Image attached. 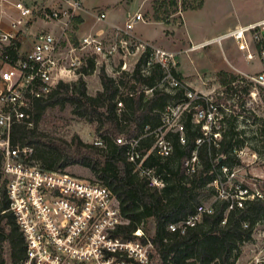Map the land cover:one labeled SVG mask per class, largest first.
I'll return each mask as SVG.
<instances>
[{
    "label": "built area",
    "instance_id": "obj_1",
    "mask_svg": "<svg viewBox=\"0 0 264 264\" xmlns=\"http://www.w3.org/2000/svg\"><path fill=\"white\" fill-rule=\"evenodd\" d=\"M84 10L83 0H0V152L10 209L26 241V258L22 264H154L155 243L143 227L137 228L131 237L121 235L120 228L126 220L118 198L108 186L96 178L84 179L66 171L46 169L34 158L32 146L12 140L17 124L33 126L31 112L35 99L46 98L60 81L71 82L85 76L89 59L94 58L97 66L100 56L118 60L113 70L117 78L124 71L132 72L140 59L143 75H150L156 66L161 69L154 85L140 89L146 96L156 89L176 96L166 106L163 124L156 130L154 148L160 155L169 156L172 152V143L163 128L179 132L180 141L186 142L183 116L188 113L195 123L201 124L204 136L212 134V123L218 114L212 95L197 92L192 83L179 75L180 52L155 45L134 32L135 25L145 20L142 12H134L123 23H113L111 37L89 32L74 40L72 34L77 33L74 21ZM96 16L98 21H106L105 12L99 11ZM39 22L56 23L57 29L36 32L29 37V48L22 52L21 37L32 35V27ZM227 39H233L238 49L246 52V59L259 57L260 71L241 73L247 82L264 86V18L237 25L192 48L214 42L222 46ZM7 49H13L17 57ZM138 54V60L131 64L130 58ZM198 77L206 83L203 75ZM123 91L128 92L125 88ZM178 91L182 94L178 95ZM200 99L209 103L203 106ZM117 105L121 110L123 101L119 100ZM213 135L218 138L220 133ZM203 141L204 137H199L196 143ZM117 142L128 145L129 160L136 164V171L148 185L163 189L165 180L154 167L144 163L146 156L139 150L138 139L120 136ZM94 144L104 145L100 137L95 138ZM242 153L243 149L238 150L240 157ZM186 165L189 172L198 167L196 149ZM237 171L223 166L222 173L210 183L216 190L215 199L229 202L228 210L243 207L247 200L263 198L260 189L234 179ZM212 212V203H203L194 213L169 224L168 228L184 233L204 213ZM260 227L264 236V219L257 223L254 233ZM252 263L264 264V244Z\"/></svg>",
    "mask_w": 264,
    "mask_h": 264
},
{
    "label": "trees",
    "instance_id": "obj_2",
    "mask_svg": "<svg viewBox=\"0 0 264 264\" xmlns=\"http://www.w3.org/2000/svg\"><path fill=\"white\" fill-rule=\"evenodd\" d=\"M170 1L178 4V0ZM80 16L75 18V30L82 22ZM72 37L76 39L75 33ZM7 50L17 57L13 49ZM141 63L142 59L132 72L124 71L119 78L102 68L99 74L102 89L95 95L88 92L83 76L71 82L60 81L46 98L34 100L33 126L17 124L12 140L32 146L34 158L46 169L65 171L70 165L90 169L120 202L126 220L120 228L121 235L131 237L137 228L143 227L151 236L155 243L154 264H236L243 245L253 239L257 223L264 219V198L247 200L243 207L228 210L229 202L215 199L216 190L210 183L222 173L223 166L232 169L242 164L238 150L245 147L248 135L246 128L239 127L241 114L228 113L221 107L222 125L212 126V134L206 137L201 124L195 123L188 113L183 116L186 142L180 141L179 132L168 129L165 136L172 143V152L169 156L160 155L154 148L156 130L163 124L166 106L176 96L159 89L146 96L141 87L154 85L162 72L156 66L150 75H143ZM95 70V59L90 58L83 74ZM242 82H247L245 77ZM177 93L181 95L182 91ZM119 100L124 104L121 110L117 105ZM198 101L203 106L209 103L207 99ZM55 107H69L74 115L95 124L97 137L104 145L85 142L79 135L66 140L47 133L40 123L47 118L46 112ZM214 132H219L220 138H215ZM120 135L128 140L138 139L139 150L146 156L144 163L163 176V189L150 187L136 171V164L129 160L128 145L117 142ZM199 137H204L201 144L196 143ZM195 149L199 165L194 172H189L186 162ZM2 167L0 152V264H22L26 258L25 236L10 209ZM206 198L211 199L212 213H204L202 219L184 233L168 228L169 224L194 213L199 205L206 203Z\"/></svg>",
    "mask_w": 264,
    "mask_h": 264
},
{
    "label": "rangeland",
    "instance_id": "obj_3",
    "mask_svg": "<svg viewBox=\"0 0 264 264\" xmlns=\"http://www.w3.org/2000/svg\"><path fill=\"white\" fill-rule=\"evenodd\" d=\"M108 1L111 3L119 0H83L87 7L92 5L106 7L107 5H104ZM123 2L127 11L122 12V18L117 19L120 23L136 11L144 15L145 20L135 25L134 32L138 36L147 41L150 39L152 41L149 42L163 48L167 46V39L172 41L175 39L177 43L178 40L182 41V43L179 42L181 47L178 49L166 47L171 50H184L189 47L186 49L188 51H180L179 70H182L188 82L194 83L197 92L212 95L211 100L219 106L217 112L220 115H217L212 126L221 127L222 125L219 120L222 117L221 107L228 113L241 114L239 127L246 128L248 138L241 154L242 164L232 168L238 169L234 179L251 188L260 189L264 198V86L242 82L243 74L241 73H257L261 70V61L258 56L252 60L246 59V52L240 51L233 39L224 40L222 46L214 42L192 48L193 45L213 39L237 25L264 18V0H178V4H172L170 0L164 4L162 0H145L137 10H135L137 3L128 5L130 0ZM200 3L202 5L199 8H193ZM185 8L189 9L186 14ZM157 15L164 21H157ZM100 23L103 22L100 21ZM44 28H46L44 23H40L33 30ZM31 36L21 37L24 42L22 52L29 48ZM78 36L77 32L76 38ZM138 58L139 54L131 57V64H135ZM117 62L118 60L115 62L100 56L97 58L96 70L91 74L81 75L87 81L90 94L95 95L99 91L97 89H102L100 70L105 68L108 74L114 76L113 70L116 69ZM199 74L203 75L205 84L199 80ZM46 117L41 121L40 127L53 136L71 140L74 135H79L82 140L90 143H94L97 137L95 124L74 115L69 107L50 109L46 112ZM167 130L165 129L164 133ZM65 171L84 179L95 178L90 169L80 165H70ZM210 201V198H206L205 202L210 203ZM262 228L255 231L253 239L243 245L236 264H253L254 257L264 244Z\"/></svg>",
    "mask_w": 264,
    "mask_h": 264
},
{
    "label": "crops",
    "instance_id": "obj_4",
    "mask_svg": "<svg viewBox=\"0 0 264 264\" xmlns=\"http://www.w3.org/2000/svg\"><path fill=\"white\" fill-rule=\"evenodd\" d=\"M124 0H119V1H114V2H111L110 3V1H108L104 6H106V7H99V5H92L91 7H87V6H85V4H84V7H85V10L83 11V13H82V15L80 16L81 18H82V22L81 23H79L78 25H77V30H76V32H78V37H81L82 35H84V34H87V33H89V32H99V33H105L106 35H108V36H112L113 34H112V31H113V29L111 28V25L113 24V23H120L119 21H117V19L118 18H122V16H121V13L122 12H126L127 10L125 9L126 7H124L123 5H124V2H123ZM145 0H130V3L128 4V5H130L131 3H137L136 4V9L135 10H137L138 9V7L144 2ZM103 6V5H102ZM99 8V10H94L95 8ZM123 7V8H122ZM186 10H185V14H186V12H187V10H189L188 8H185ZM105 12L106 13V16H107V18H106V21H104L102 24L100 23V21H98L97 20V16H96V14L98 13V12ZM124 18V17H123ZM157 21H164V19L163 18H161L160 17V19H156ZM40 23H44V25H45V27L47 28V29H54V30H56L57 29V24L56 23H52V24H49V23H45V22H39V24ZM123 23V22H122ZM101 24V25H100ZM166 24H167V22H166ZM168 24H169V22H168ZM38 25V24H37ZM37 25H34L33 27H32V29H31V31H32V36H33V34H35L36 32H38V31H40V30H36V31H34L33 30V28L35 27V26H37ZM82 28H84V31H82ZM140 35V34H139ZM149 41H152V40H150V39H148ZM179 42H180V40H178ZM153 42H155V41H153ZM179 42L177 43V40H171V39H167V46L166 47H169V48H172V47H174L175 49H178L179 47H181V45L179 44ZM156 43V42H155ZM180 43H182V41L180 42ZM156 44H158V43H156ZM160 45H162V44H160ZM159 46V45H158ZM164 46V45H163ZM165 47V48H166ZM169 48H166V49H169ZM187 48H189V47H187ZM187 48H185L184 50H186ZM169 50H171V49H169ZM184 50H172V51H176V52H180V51H184ZM181 54H182V52H181ZM181 57V56H180ZM179 75L182 77V78H184L185 76V74L182 72V70L180 69L179 70ZM185 79V78H184ZM186 80V79H185ZM190 82V81H189ZM190 83H192L193 85H194V83L193 82H190ZM97 90H101V88L100 89H97Z\"/></svg>",
    "mask_w": 264,
    "mask_h": 264
}]
</instances>
